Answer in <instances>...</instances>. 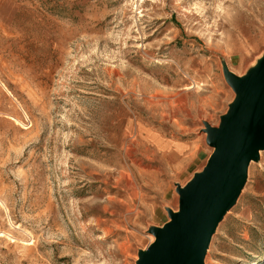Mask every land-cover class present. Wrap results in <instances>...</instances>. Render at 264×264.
<instances>
[{"label":"rangeland","instance_id":"obj_1","mask_svg":"<svg viewBox=\"0 0 264 264\" xmlns=\"http://www.w3.org/2000/svg\"><path fill=\"white\" fill-rule=\"evenodd\" d=\"M263 56L264 0H0V264H136ZM258 152L201 264H264Z\"/></svg>","mask_w":264,"mask_h":264},{"label":"water","instance_id":"obj_2","mask_svg":"<svg viewBox=\"0 0 264 264\" xmlns=\"http://www.w3.org/2000/svg\"><path fill=\"white\" fill-rule=\"evenodd\" d=\"M236 95L217 127H206L212 150L201 171L182 186L176 212L151 230L153 239L136 264H201L216 222L234 202L245 169L258 150H264V56L242 78L228 76Z\"/></svg>","mask_w":264,"mask_h":264},{"label":"crops","instance_id":"obj_3","mask_svg":"<svg viewBox=\"0 0 264 264\" xmlns=\"http://www.w3.org/2000/svg\"><path fill=\"white\" fill-rule=\"evenodd\" d=\"M158 142H159V141H158ZM160 143H162V142H160ZM174 153L178 154V152H176V151H174ZM181 153L183 154V151H182Z\"/></svg>","mask_w":264,"mask_h":264},{"label":"bare ground","instance_id":"obj_4","mask_svg":"<svg viewBox=\"0 0 264 264\" xmlns=\"http://www.w3.org/2000/svg\"><path fill=\"white\" fill-rule=\"evenodd\" d=\"M258 156H259V152L257 153L256 157H258ZM256 157L254 158V160L256 159Z\"/></svg>","mask_w":264,"mask_h":264}]
</instances>
